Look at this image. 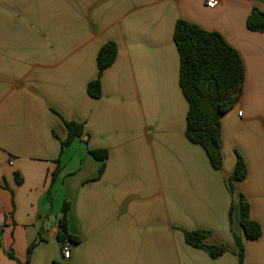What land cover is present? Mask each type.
Returning <instances> with one entry per match:
<instances>
[{"label": "crops", "instance_id": "0c3cea01", "mask_svg": "<svg viewBox=\"0 0 264 264\" xmlns=\"http://www.w3.org/2000/svg\"><path fill=\"white\" fill-rule=\"evenodd\" d=\"M253 9L264 0H0V264L25 263L40 239L29 264H239L230 209L243 234L241 195L263 231L244 241L245 264H264V33L247 27ZM178 20L219 32L245 65L222 117L221 170L186 137ZM108 42L118 57L94 99L87 87ZM65 122L87 136L62 149ZM101 149L104 161L90 153ZM236 153L248 175L232 198ZM65 201L81 240L69 260L57 239ZM194 231L226 254L189 246Z\"/></svg>", "mask_w": 264, "mask_h": 264}, {"label": "trees", "instance_id": "16d2710c", "mask_svg": "<svg viewBox=\"0 0 264 264\" xmlns=\"http://www.w3.org/2000/svg\"><path fill=\"white\" fill-rule=\"evenodd\" d=\"M247 27L251 31L264 33V12L253 9L247 20ZM174 41L180 55V88L188 102L186 137L196 145L201 146L216 170H221L224 164L222 141V117L230 111L240 89L245 82L244 62L224 37L216 31H208L195 24L178 20L174 31ZM118 57V46L114 42L106 43L99 51L97 57L98 78L88 84L87 92L91 98L98 99L102 96V76ZM68 137L62 142V149L70 146L76 139L86 137L83 124L65 122ZM92 156L104 161L108 158L107 150H92ZM237 161L233 174L230 177L232 198L236 192L235 182L247 178L248 169L242 155L236 153ZM52 174L54 184L61 172V165ZM103 172L101 169L100 173ZM235 206L232 201L230 216L233 217ZM70 203L65 201L61 216L58 220V242L63 247L65 244L77 245L80 238L73 236L69 231ZM240 226L247 241H257L262 235V226L251 218L250 204L244 195L240 198ZM2 230L0 228V236ZM210 235L201 231L185 232L186 243L196 249L204 250L212 259H218L226 254L224 247L207 245L204 241ZM234 239L239 247V264H245L246 250L241 236L234 234ZM40 240L33 241L27 249L29 264L33 252ZM1 247V237H0ZM10 259L17 258L13 252H7Z\"/></svg>", "mask_w": 264, "mask_h": 264}, {"label": "built area", "instance_id": "2783aa9c", "mask_svg": "<svg viewBox=\"0 0 264 264\" xmlns=\"http://www.w3.org/2000/svg\"><path fill=\"white\" fill-rule=\"evenodd\" d=\"M206 5L210 9L216 8L218 5V0H206ZM62 255L65 260H69L72 256V245L71 244H65L62 247Z\"/></svg>", "mask_w": 264, "mask_h": 264}, {"label": "rangeland", "instance_id": "374dc122", "mask_svg": "<svg viewBox=\"0 0 264 264\" xmlns=\"http://www.w3.org/2000/svg\"><path fill=\"white\" fill-rule=\"evenodd\" d=\"M234 206H235V204H234ZM236 208H238V205L236 206ZM236 208L234 209V212H233V217H232V220H231V216H230V222H231V231H232V235H233V237H234V234H237L238 236H241L242 238H243V240L244 241H246L245 240V238H244V234H240L239 232H235L234 231V228H233V221H234V214H235V210H236ZM201 232H205V233H210L209 231H201ZM210 236V235H209ZM208 236V237H209ZM235 240V239H234ZM236 242V241H235ZM244 244H245V242H244ZM236 245H237V243H236ZM237 247H238V245H237ZM237 254H239V247H238V252H237ZM238 258H239V256H238Z\"/></svg>", "mask_w": 264, "mask_h": 264}]
</instances>
